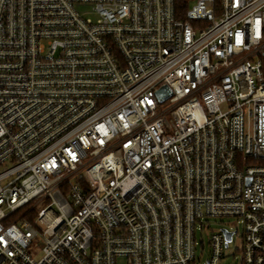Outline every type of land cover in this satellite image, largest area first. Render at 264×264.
<instances>
[{"label": "built area", "instance_id": "1", "mask_svg": "<svg viewBox=\"0 0 264 264\" xmlns=\"http://www.w3.org/2000/svg\"><path fill=\"white\" fill-rule=\"evenodd\" d=\"M204 217L264 264V0H0V264H220Z\"/></svg>", "mask_w": 264, "mask_h": 264}, {"label": "rangeland", "instance_id": "2", "mask_svg": "<svg viewBox=\"0 0 264 264\" xmlns=\"http://www.w3.org/2000/svg\"><path fill=\"white\" fill-rule=\"evenodd\" d=\"M91 10L87 8H81L80 12L88 19L95 20L96 17L93 14H89ZM221 229H225L229 232L237 231V235H234L233 241L229 243V246L224 251V257L220 264H238L240 255L238 254L239 239L242 232V225L231 217H204L201 220L200 225L197 224L195 229V255L196 258H200L201 262L205 261L209 255V240L211 233L217 232ZM42 241H39L33 247L32 257L35 260L41 258L42 253Z\"/></svg>", "mask_w": 264, "mask_h": 264}, {"label": "water", "instance_id": "3", "mask_svg": "<svg viewBox=\"0 0 264 264\" xmlns=\"http://www.w3.org/2000/svg\"><path fill=\"white\" fill-rule=\"evenodd\" d=\"M158 95L160 97V100H163L165 99L168 95H169V92L166 88H163L161 89L159 92H158ZM226 234V241L229 242L230 241V237H231V233H225Z\"/></svg>", "mask_w": 264, "mask_h": 264}]
</instances>
